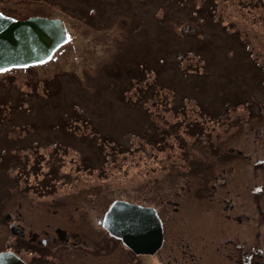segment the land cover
Masks as SVG:
<instances>
[{
  "label": "rangeland",
  "instance_id": "1",
  "mask_svg": "<svg viewBox=\"0 0 264 264\" xmlns=\"http://www.w3.org/2000/svg\"><path fill=\"white\" fill-rule=\"evenodd\" d=\"M0 12L60 18L69 33L46 62L0 73V237H13L5 212L40 235L103 234L98 220L124 200L165 225L162 249L133 261L166 264L174 237L194 243L192 223L217 240L206 208L220 224L239 191L245 249H264L250 194L264 185V0H0Z\"/></svg>",
  "mask_w": 264,
  "mask_h": 264
},
{
  "label": "flooded vegetation",
  "instance_id": "2",
  "mask_svg": "<svg viewBox=\"0 0 264 264\" xmlns=\"http://www.w3.org/2000/svg\"><path fill=\"white\" fill-rule=\"evenodd\" d=\"M0 178L2 174H0ZM226 180H223L222 185L226 184ZM5 183L4 180L0 179V184ZM252 190L250 194L257 201V206L259 213L264 214V208L261 206V199H264V185H254L251 187ZM227 194L230 195V191L227 190ZM242 193L233 192V196L226 197L223 200L221 206L222 218L220 224L213 222V220L219 216L218 205L212 202L207 206V214L213 216L212 222L208 223V231L210 234L211 230L218 231V236L222 235L215 240L212 237H207L206 241L201 243L198 238L202 232L200 230L202 226L200 223L198 226H194L193 223L190 225V231L192 234L194 243L187 240L189 237H174V241L180 242L178 247L180 248V255L174 256L169 259L166 264H264V249L261 244L255 245L251 243L250 248L245 249L246 240L243 235L244 224L243 218H249L248 213L244 212L243 202H240ZM231 197V198H230ZM113 202V201H112ZM112 204V203H111ZM108 208L110 207V205ZM107 208V209H108ZM205 209V210H206ZM157 210V209H156ZM107 211V210H106ZM105 211V212H106ZM98 220L101 230L104 233H87L82 230L70 231L67 228L54 227L53 233L45 232L44 235H40L37 232H33L32 229H25L20 223L19 214L14 212H5L2 214V218L7 222V230L9 231L10 240H5L0 237V253L10 251L19 257L25 264H43L45 262L56 258V264H116L112 261V254L115 252L117 246H120L124 251V256L119 257L118 264H139L135 261V257H146L157 254L163 247L165 239L164 222L162 221L163 227V239L161 246L153 253H136L131 247L123 243L120 238L111 235L103 227V217ZM158 212V211H157ZM226 235H223L224 233ZM257 241L262 240L260 233H254ZM205 238V237H204ZM178 239V240H177ZM255 237H251L254 240ZM101 241H104L103 249L98 251L97 248L101 246ZM213 246L215 248H213ZM70 248L66 250H60V248ZM26 252H31V257L27 259L20 253L21 250ZM58 251V254L69 253V256H58L57 254H52L49 250ZM79 250L89 251L85 253L86 257H83L79 253ZM50 257V259H47ZM127 257V262H126ZM79 259V260H77Z\"/></svg>",
  "mask_w": 264,
  "mask_h": 264
},
{
  "label": "water",
  "instance_id": "3",
  "mask_svg": "<svg viewBox=\"0 0 264 264\" xmlns=\"http://www.w3.org/2000/svg\"><path fill=\"white\" fill-rule=\"evenodd\" d=\"M60 18L30 16L15 19L0 12V72L48 60L67 40ZM103 227L136 253H153L163 239L162 221L151 206L115 200L105 212ZM0 264H25L10 251L0 253Z\"/></svg>",
  "mask_w": 264,
  "mask_h": 264
},
{
  "label": "bare ground",
  "instance_id": "4",
  "mask_svg": "<svg viewBox=\"0 0 264 264\" xmlns=\"http://www.w3.org/2000/svg\"><path fill=\"white\" fill-rule=\"evenodd\" d=\"M64 23H65V22H64ZM65 25H66V24H65ZM66 28H67V27H66ZM68 34H69V33H68V30H67V36H68ZM45 64H46V63H45ZM35 65H36V64H34V65H30V66H26V67H19V68H20V69H26V68H29V67H35ZM6 71H7V70H6ZM6 71H5V72H6ZM107 232H108V231H107Z\"/></svg>",
  "mask_w": 264,
  "mask_h": 264
}]
</instances>
